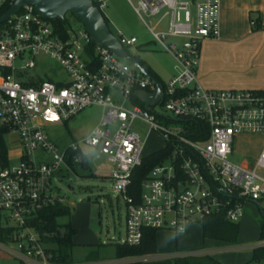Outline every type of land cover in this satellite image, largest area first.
Segmentation results:
<instances>
[{"label": "built area", "instance_id": "2783aa9c", "mask_svg": "<svg viewBox=\"0 0 264 264\" xmlns=\"http://www.w3.org/2000/svg\"><path fill=\"white\" fill-rule=\"evenodd\" d=\"M126 1L141 20V14L167 18L162 30L145 26L177 66L166 81L146 70L159 89L146 107L138 94L154 91L150 75L93 41L84 27L70 25L63 34L27 3L0 21V141L6 150L0 158V226L10 232L0 250L21 263L56 264L30 221L38 210L64 204L54 176L71 163H84L88 151L76 142L59 150L44 128L86 107L103 110L82 143L109 164L111 190L124 204L123 244L138 245L144 228L179 233L209 216L237 223L246 202L264 199V140L252 162L228 158L235 137L264 136V90L205 89L196 78L201 40L218 35L220 0ZM14 2L0 0V16ZM96 3L100 11L104 2ZM116 38L135 58L124 48L135 37L118 33ZM53 64L63 76H51ZM156 104L172 118L153 112ZM136 119L170 147L141 180L137 200L128 187L146 155L130 128Z\"/></svg>", "mask_w": 264, "mask_h": 264}, {"label": "rangeland", "instance_id": "374dc122", "mask_svg": "<svg viewBox=\"0 0 264 264\" xmlns=\"http://www.w3.org/2000/svg\"><path fill=\"white\" fill-rule=\"evenodd\" d=\"M122 1H115V10L122 6ZM135 4V0H132ZM101 11H103L101 9ZM65 17L69 20L72 27H83L81 22L76 17H73L69 12L64 13ZM182 15V12H181ZM145 24L152 23L159 15L155 17L145 16L141 14ZM143 30L137 31L141 39H146L145 49H137L133 54L131 46H124L128 54L135 56L139 61L147 64L154 74L160 75L163 79L167 71L173 69V63L167 56L160 55L159 46L152 40L150 34L144 27L143 22L138 21ZM109 31L116 34L115 30L109 26ZM141 39V40H142ZM143 41V40H142ZM162 54V53H161ZM173 66V67H172ZM52 77L57 78L63 76L62 71L53 64ZM125 108L130 104L125 102ZM152 111L163 116L172 118L160 104L152 106ZM101 109L98 106H90L79 111L73 115L69 120L63 123H55L51 126L44 128L48 138L59 150H63L72 142H76L79 149L88 151L86 161L84 163H71L69 169H62L57 175L54 176L52 181L58 193L63 197L64 204L69 208V215L63 216L58 219L59 223L68 222L72 225L76 232L71 237L73 245L68 252H65L70 262L81 263L85 260L88 262H98L102 264L103 261L114 260L115 247L117 244H122L124 237L123 220H124V204L119 196L116 198L111 190V183L107 178L101 177V173L96 171V168L105 170L108 165L103 156L95 157L96 152L90 151L82 142L83 139L89 134L90 130L95 126L96 118L100 117ZM174 123L170 122L169 124ZM115 126V124H114ZM130 128L135 131L140 139L143 141V152L149 153L163 146V141L155 135V133H147L148 126L140 120L132 121ZM10 137L5 139L9 141ZM259 136L240 135L234 138L232 145V153L228 156L229 160L238 164L242 161L247 163L252 162L255 158L260 140ZM12 145V141L8 142ZM13 147V146H11ZM10 147V148H11ZM9 149V148H8ZM16 160L11 159L10 163ZM262 211L252 207L243 208L245 216L237 222L238 236L232 247L264 244V239L257 241V229L255 224L257 221L264 217V201L261 203ZM71 226V227H72ZM198 225H193V231L197 232ZM193 234V233H192ZM178 240V238L176 237ZM198 246L206 245L205 240H201L198 236ZM213 251L216 255L222 256L226 261L231 264H241L245 258V250L240 249H225L223 243L218 241L210 242ZM195 244V242H194ZM7 247H13L12 243L6 244ZM156 251L158 253L144 255L142 257H151L161 255L165 251L174 249V236L171 231L157 230L155 237ZM44 248L54 247L53 243L42 242ZM185 246V245H184ZM183 243L178 240L177 247H184ZM195 247V246H194ZM65 249H63L64 251ZM264 258V253L257 256ZM128 258H140L138 256ZM126 258V260H128ZM125 260V259H124ZM138 264H146L140 263ZM148 263V262H147ZM254 263H256L254 261ZM0 264H24L18 260L10 257L5 251L0 250ZM111 264V263H110ZM119 264H137L132 263H119ZM244 264V262L242 263Z\"/></svg>", "mask_w": 264, "mask_h": 264}, {"label": "crops", "instance_id": "0c3cea01", "mask_svg": "<svg viewBox=\"0 0 264 264\" xmlns=\"http://www.w3.org/2000/svg\"><path fill=\"white\" fill-rule=\"evenodd\" d=\"M104 2L100 10L101 15L104 19L106 27L109 30V26L112 27L116 34H122L125 37H135L136 42L131 46V51L134 54L137 49H145L146 39H139L140 34L137 35V31L143 30L142 26L139 24V20L143 22V26L146 27L145 22L141 20L137 14L134 12L129 3L124 0L122 1L121 8L115 10V1L120 0H100ZM185 1L190 4L195 3L200 0H176ZM157 16V15H155ZM150 16V17H155ZM160 15L152 21V23L147 26L153 30H162L166 27L167 18L163 17L161 19ZM219 30L218 35L215 38H205L202 39L199 44L198 52V64L196 68V78L199 85L205 89H253V90H264V0H220L219 5ZM147 30V28H145ZM148 32V30H147ZM111 33V32H110ZM149 33V32H148ZM112 34V33H111ZM180 38H176L179 41ZM160 55L167 56L168 59L173 64V69L169 72L167 71L165 79L162 80L160 75H156L151 71L150 67L142 62L149 72L155 76L160 81L168 80L176 71L177 66L172 58V56L165 52H159ZM162 53V54H161ZM135 57V56H134ZM138 62L139 60L135 58ZM114 100L119 101L120 98L115 92H111ZM99 107V106H98ZM101 115L103 110L101 107ZM100 117L96 118L95 125L99 122ZM51 126V125H49ZM47 127V126H46ZM153 133V132H149ZM148 134V133H146ZM157 135V134H155ZM158 136V135H157ZM159 137V136H158ZM262 139L260 143L264 140V136H259ZM160 138V137H159ZM161 139V138H160ZM162 140V139H161ZM144 145V144H143ZM260 146V144H259ZM144 148V147H143ZM163 148L160 147L159 149ZM259 148V147H258ZM156 149V150H159ZM154 150V151H156ZM152 151V152H154ZM149 153H144L143 155H148ZM98 158V157H97ZM105 159V158H104ZM105 170L96 168L98 173H101V177L107 178V171L109 169V164L106 166ZM264 199L258 201H249L244 204L245 207L257 208L262 211L261 203ZM243 212V216H245ZM193 225L191 224L185 227L182 232L171 234L174 236V249L170 251L160 252L161 255L142 257L140 258H114V260L103 261L102 264H119V263H146V264H174V258L193 255H209L213 260L219 264H231L226 261L222 256L216 255L213 251V246L210 242L213 239H203L201 237L200 226L198 225V231L192 232ZM72 226V225H71ZM257 229V241L259 228L258 222L255 224ZM71 228L76 229L72 226ZM169 231V230H163ZM74 232V233H75ZM193 233V234H192ZM74 236V235H73ZM72 236V237H73ZM198 236L201 240L206 241V245L198 246ZM237 236H238V226H237ZM236 236V238H237ZM179 241L183 243L184 247H177ZM223 243L225 249H240L245 250L244 264H264V260L261 257L253 258L252 248L258 246L259 243L251 246L244 245L238 247H232L235 242H224L215 240ZM195 242V244H194ZM50 244V243H48ZM195 246V247H194ZM156 253H158L156 251ZM128 258V260H126ZM125 259V260H124ZM254 261L256 263H254ZM148 262V263H147ZM241 263V264H242ZM70 264H99L98 262H88L84 261L81 263L70 262Z\"/></svg>", "mask_w": 264, "mask_h": 264}, {"label": "trees", "instance_id": "16d2710c", "mask_svg": "<svg viewBox=\"0 0 264 264\" xmlns=\"http://www.w3.org/2000/svg\"><path fill=\"white\" fill-rule=\"evenodd\" d=\"M92 4L97 6L96 0H92ZM73 16L71 13H69ZM75 17V16H73ZM78 19V18H77ZM79 20V19H78ZM52 23L61 33H65L70 26L69 20L63 16V19H52ZM80 22V20H79ZM139 64L145 70H149L142 62ZM150 73V72H149ZM170 150L169 145L159 150L151 152L142 159L139 167L135 168L130 178V185L128 187V194L133 196L136 200L140 192V182L146 176L149 169L159 162ZM5 151L2 142L0 141V158L4 157ZM71 154V153H69ZM69 215V208L66 204H55L35 213L34 218L30 221V225L37 231L41 242L53 243L54 247H47L45 251L51 257L50 261L56 264H70L65 252H68L73 245L71 237L74 234V229L71 228L68 222L59 223L58 219ZM258 222L259 234L258 240L264 239V217ZM201 237L203 239H213L224 242H234L237 236V223H229L218 216H209L204 218L200 224ZM156 231L154 229L144 228L142 230V238L138 245L127 246L125 244H117L115 247V258L144 256L156 253L155 237ZM10 232L0 226V242L7 243L10 238ZM63 249H65L63 251ZM253 258L264 253V244L252 248ZM174 264H219L213 260L209 255L201 256H183L174 258Z\"/></svg>", "mask_w": 264, "mask_h": 264}, {"label": "water", "instance_id": "95a60500", "mask_svg": "<svg viewBox=\"0 0 264 264\" xmlns=\"http://www.w3.org/2000/svg\"><path fill=\"white\" fill-rule=\"evenodd\" d=\"M27 3L33 6L35 12L48 19H63L66 12L78 18L90 38L106 47L114 55L123 58L134 65L139 71L150 75L139 62L127 55L118 42L116 36L110 33L99 9L92 4V0H15L10 9L0 16V21L13 12L19 4ZM155 89L150 94L139 93V97L144 101V107L151 99H157L159 94L158 82L151 76Z\"/></svg>", "mask_w": 264, "mask_h": 264}]
</instances>
